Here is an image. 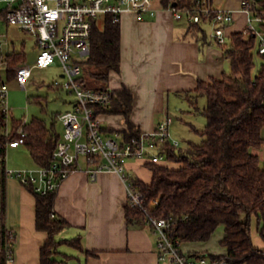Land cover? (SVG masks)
Returning a JSON list of instances; mask_svg holds the SVG:
<instances>
[{
	"label": "trees",
	"instance_id": "1",
	"mask_svg": "<svg viewBox=\"0 0 264 264\" xmlns=\"http://www.w3.org/2000/svg\"><path fill=\"white\" fill-rule=\"evenodd\" d=\"M201 1L181 0L178 5L200 6ZM252 10L254 14L264 15V0H252ZM104 19L103 27L97 21L93 26L91 52L83 62V80L87 86L111 91L108 106L114 112L123 113L128 124L126 129L116 132L129 140L143 133L131 120L133 93L127 87H109L111 72L120 71L121 67L122 25L112 16ZM187 26L184 38L199 42L202 54L209 45L219 47L230 61V72L224 71L220 78L200 79L196 89L183 91L197 111L201 110L199 98L207 100L201 110L207 118L205 128L193 127L204 135V140L191 141L186 148L168 144L166 160L147 162L152 171L151 183L135 177L132 181L144 193L146 209L171 221L175 238L182 242L208 241L224 225L222 245L227 251L215 256L224 258L227 264H264V249L257 247L253 240L254 218L264 239V161L254 152L264 146V54L259 53L254 34L237 31L225 43H217L209 36L207 18L199 23L187 22ZM257 54L263 61L255 72ZM3 78L0 72V82ZM57 116H53L50 124L44 118L33 117L25 127L26 145L38 165L52 162L61 139L54 120ZM20 121L14 118L15 127ZM14 133L9 136L5 133L0 113V264H6L7 234H14V246L16 241L15 232L6 223L5 180V174L8 175L6 147ZM28 187L37 199V227L49 235L41 248V264H59L60 246L83 248L80 236L58 237L69 223L62 216L52 215L57 191L40 194L32 186ZM125 214L132 224L146 218L143 209L129 202L125 205Z\"/></svg>",
	"mask_w": 264,
	"mask_h": 264
},
{
	"label": "crops",
	"instance_id": "2",
	"mask_svg": "<svg viewBox=\"0 0 264 264\" xmlns=\"http://www.w3.org/2000/svg\"><path fill=\"white\" fill-rule=\"evenodd\" d=\"M214 2L217 7L234 12L235 20L226 30L228 35L245 29L248 13L242 8V0ZM180 21L165 8L155 16L145 14L141 18L127 12L121 18V67L120 71L111 72L109 87L131 90L134 96L131 120L143 132H152L161 122L156 115L169 107L171 93L194 90L200 79L220 78L226 69L223 51L209 45L202 54L199 42L184 38L188 26L178 24ZM9 44L13 50L12 64L27 63L19 44L15 40ZM0 72L8 80L15 79L11 71ZM28 87L21 86L25 90ZM72 102L71 109L75 100ZM100 111L99 119L107 136H119L116 131L128 127L123 113L114 112L110 106ZM15 119L21 118L15 115ZM16 128L14 123L12 131ZM255 153L264 160V146ZM35 166L38 164L26 144L6 147V169ZM127 166L131 177L151 183L152 171L145 160L131 159ZM5 180L6 223L16 234L14 264H41V248L49 235L37 227L36 195L14 176L5 174ZM127 202L126 183L116 172L104 170L96 178L85 170L72 173L56 193L54 211L69 223L58 237L80 236L83 248L63 244L57 255L59 264H174L160 259L156 234L145 220L129 223L125 214ZM255 224L258 225L257 218L253 229ZM215 233L208 241L183 242L184 251L225 254L227 250L222 245L225 230L222 228L221 249L212 246ZM253 240L257 247L264 249V241L256 242L254 237Z\"/></svg>",
	"mask_w": 264,
	"mask_h": 264
},
{
	"label": "built area",
	"instance_id": "3",
	"mask_svg": "<svg viewBox=\"0 0 264 264\" xmlns=\"http://www.w3.org/2000/svg\"><path fill=\"white\" fill-rule=\"evenodd\" d=\"M168 5L165 6L164 2ZM181 0H0V14L7 24L29 31L36 39L38 53L33 64H12L13 50L10 41L0 39V71L13 72L18 83L27 87L33 77L34 68H47L59 63L63 83L55 86L75 95L72 109L58 114L64 125L62 138L53 153L52 162L32 168L7 169L24 185H30L40 194L58 191L62 183L75 171L85 170L92 178L101 171H113L120 175L127 186L128 202L143 209L145 222L157 237L160 259L174 264H227L222 257L209 253L184 251L183 242L172 234L171 221L146 209L144 193L134 184L128 172L131 159L146 162L166 160V146L180 145L170 130L172 118L158 123L152 132H143L138 137L124 140L121 136H107L99 119L98 110L107 107L112 99L109 90L87 86L83 80V62L91 52L92 29L101 15L112 16L121 21L123 14L134 12L143 18L145 14L155 16L162 8L172 12L177 20L199 23L204 18L210 22L211 40L225 43L229 36L227 28L234 22L232 10L217 7L214 0H202L200 6H180ZM242 8L248 13L246 34H254L258 40L259 53L264 54V15L254 14L252 0H242ZM10 88L6 81L0 82V113L5 133L13 130L14 108L9 99ZM28 118H21L7 146L26 144L25 127ZM85 161V164L83 161ZM86 165V166H85ZM53 216L56 212L53 211ZM14 234H7L6 264L15 262Z\"/></svg>",
	"mask_w": 264,
	"mask_h": 264
},
{
	"label": "rangeland",
	"instance_id": "4",
	"mask_svg": "<svg viewBox=\"0 0 264 264\" xmlns=\"http://www.w3.org/2000/svg\"><path fill=\"white\" fill-rule=\"evenodd\" d=\"M2 7L0 5V9ZM104 17V15H101L97 18V24L100 27L104 25ZM178 24L185 26L187 25V21L181 20ZM0 39H7L10 42L15 40L20 46L21 53L26 56L27 63H34L38 53L35 37L29 31L19 29L12 24H7L3 13L0 14ZM262 61L263 58L257 54L255 72L259 69ZM225 62V71L230 72V61L226 59ZM61 74L62 68L59 64L47 68H34L33 78L27 90L21 88L17 80L4 78L3 80L7 82L10 88L9 99L11 106L15 109V115L19 118L25 116L28 120H31L33 117H41L50 124L53 121L54 115L57 116L59 113L71 109L75 95L66 89L55 86L58 81L64 82L65 79ZM206 103L205 97L199 98L198 104L201 110L205 107ZM201 110L197 111L185 94L171 93L169 107L167 106L163 112L158 113L156 116L161 121L166 120L168 117L172 118L170 130L173 136L180 141V146L186 148L191 141L201 143L204 140V135L194 129H203L207 124V118ZM54 120H56L58 132L62 134L64 132V125L58 120V117ZM257 150L254 149V152ZM263 224L264 222H262ZM222 228L225 230V226L220 225L212 238L211 242L214 249H221L220 238ZM253 237L256 242H260V240L264 241L257 224L254 225Z\"/></svg>",
	"mask_w": 264,
	"mask_h": 264
}]
</instances>
